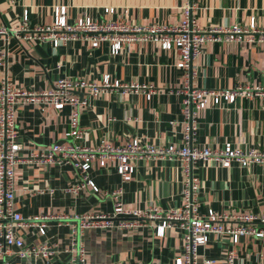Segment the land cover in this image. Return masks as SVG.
<instances>
[{"label": "crops", "instance_id": "crops-1", "mask_svg": "<svg viewBox=\"0 0 264 264\" xmlns=\"http://www.w3.org/2000/svg\"><path fill=\"white\" fill-rule=\"evenodd\" d=\"M188 0H0V82L6 79L20 90H49L58 77L83 78L99 83L104 75L139 89L105 91L97 96L78 92L87 100L79 116L84 130L82 141L94 145L102 138L124 144L133 138L154 145L179 143L182 136L180 98L176 90L186 79L175 64L179 53L174 46L162 49L156 41L131 43L116 56L109 54L106 42L93 48L87 40H76L55 48L48 41L17 38L12 31L28 10L30 27L53 19L55 5L67 6L72 21L82 12L94 19H121L138 25L175 26L183 19ZM199 26L225 28L247 26L254 18L264 30V0H189ZM105 7H114L105 13ZM191 83L199 88L233 89L239 85L264 86V43L209 41L192 61ZM145 86V89L141 87ZM151 87L150 97H146ZM21 143L15 168V209L25 219L50 216L47 230L26 225L16 231L27 245L41 242L49 246L48 264H72L69 250L75 215L110 213L111 190L121 187L126 209H146L152 205L163 212L182 204L186 179L181 162L175 159L135 160L134 172L121 182L114 161L100 166L96 162L90 177L99 186L77 193L67 190L77 175L70 165L39 164L29 161L37 147L65 143L68 109L55 110L43 100L22 99L16 110ZM195 142L198 146L219 148L229 142L240 149L264 147V95L237 98L233 103L209 105L199 112ZM192 175L199 183V210L260 212L264 210V166L233 163L224 168L211 160L194 164ZM156 220L145 219L131 228H84L76 233L85 249L86 264H174L182 255L183 230L173 224L164 236L155 232ZM233 247L228 236L212 237L199 247V260L215 259L227 264L225 253ZM234 248V264H264V238L243 237ZM39 258H21L16 248L0 257V264H39Z\"/></svg>", "mask_w": 264, "mask_h": 264}, {"label": "built area", "instance_id": "built-area-1", "mask_svg": "<svg viewBox=\"0 0 264 264\" xmlns=\"http://www.w3.org/2000/svg\"><path fill=\"white\" fill-rule=\"evenodd\" d=\"M194 5L188 0L183 7L184 17L175 26L168 25H138L121 19H94L86 12H82L74 20L67 18V6L55 5L53 19L46 24L33 27L28 23V10H25L20 24L12 34L26 40L48 41L53 47L65 45L76 40H87L93 48L106 42L109 54L116 56L131 43L156 41L166 50L172 46L179 53V60L175 66L183 70L186 79L176 90L180 98L182 114V136L179 143L166 146L154 145L133 138L124 144H113L102 138L96 144L90 145L82 141L84 130L80 128L79 116L87 100L78 92H87L97 96L105 91L119 89L122 93L132 89L137 91L139 85L122 84L118 79L111 80L104 75L99 83L83 78L70 79L58 77L49 90L37 92L20 90L12 86L6 79L0 82V257L15 247L16 254L21 258H39L41 263L48 264L51 254L49 246L41 242L38 245H27L18 229L26 225L37 228L41 235L47 230V220L50 216L34 215L25 219L15 209V168L19 160L21 143L17 131L16 110L22 99L28 101L43 100L47 106L62 111L68 109V128L64 135L65 143L54 142L51 145L37 147L30 153L29 161L39 164L70 165L75 170L77 181L67 188L77 193L82 188L90 187L94 193L99 186L90 177V170L96 162L100 166L107 161H114L116 171L121 182L131 179L134 172L135 160L143 159H175L181 162L186 173L183 188L182 204L163 212L157 206L146 209H126L121 200V187L111 190L113 199L112 211L93 212L75 215L71 222L72 238L69 246L72 252V264H86L85 249L76 237L77 231L84 228H131L140 226L145 219L156 220L155 232L164 236L166 228L177 224L183 230L182 255L174 259V264H213L215 259L199 260V247L209 243L212 237L228 236L231 247L224 255L227 264H234L238 252L234 248L240 240L249 236L254 239L264 238V210L260 212L215 211L208 209L202 213L199 210V183L192 175L195 163L211 160L218 165L229 168L233 163L240 166L260 164L264 166V147L240 149L227 142L222 147L211 148L198 146L195 133L199 112L209 105L217 106L222 102L233 103L237 98L264 95V86L239 85L233 89L199 88L191 83L192 61L198 57L206 42H246L250 44L264 43V30H258L254 18L247 26L233 24L220 28L211 26L202 28L192 14ZM105 13H113L114 7H105ZM8 30L0 27V34H7ZM143 89L145 86L142 85ZM151 87L145 93L150 97Z\"/></svg>", "mask_w": 264, "mask_h": 264}]
</instances>
